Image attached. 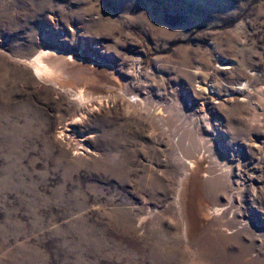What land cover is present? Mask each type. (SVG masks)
I'll return each instance as SVG.
<instances>
[{"label": "rangeland", "instance_id": "rangeland-1", "mask_svg": "<svg viewBox=\"0 0 264 264\" xmlns=\"http://www.w3.org/2000/svg\"><path fill=\"white\" fill-rule=\"evenodd\" d=\"M0 264H264V0H0Z\"/></svg>", "mask_w": 264, "mask_h": 264}, {"label": "bare ground", "instance_id": "bare-ground-1", "mask_svg": "<svg viewBox=\"0 0 264 264\" xmlns=\"http://www.w3.org/2000/svg\"><path fill=\"white\" fill-rule=\"evenodd\" d=\"M47 53H49V52H46L45 54H47ZM49 55L53 56L56 54H49ZM57 56L63 57L62 55H57ZM49 58H51V57H49ZM53 58L55 59V57H53ZM53 58H51V59H53ZM103 102L104 101L101 100L99 103L101 104ZM105 103H107V101H105L103 104H105ZM200 161L201 160H199V159H194V160L190 159V161H189L190 165L184 166V167H186V171L192 172L193 170L198 169V166L201 165ZM191 174L194 175L193 172ZM192 182L193 181L189 182V186L187 188H185V185L182 184L181 191L182 192L186 191V194H184V193L181 194V192H180L181 196L179 194L180 209H181L182 217L184 220L183 225L186 228L184 234H186V237L188 238V240H191V236L193 234H195V237H196L200 226L203 223H205L206 219H207L206 215H204V214H206L204 211L205 201L202 197L200 189H198L197 186L193 185L196 182L194 181L193 184H192ZM188 195H189V197H188Z\"/></svg>", "mask_w": 264, "mask_h": 264}]
</instances>
